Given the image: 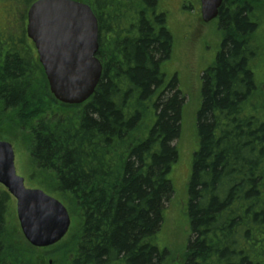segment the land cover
Wrapping results in <instances>:
<instances>
[{"label":"trees","instance_id":"16d2710c","mask_svg":"<svg viewBox=\"0 0 264 264\" xmlns=\"http://www.w3.org/2000/svg\"><path fill=\"white\" fill-rule=\"evenodd\" d=\"M35 1L0 0V140L22 135L41 188L61 199L74 225L47 260L38 251L48 249L31 247L5 217L2 190L0 264H164L154 238L173 195L184 99L176 78L164 82L173 39L159 0H77L97 18L103 71L92 97L74 106L49 93L25 34ZM263 2L219 8L223 38L201 75L181 264H264V92L253 69Z\"/></svg>","mask_w":264,"mask_h":264},{"label":"water","instance_id":"95a60500","mask_svg":"<svg viewBox=\"0 0 264 264\" xmlns=\"http://www.w3.org/2000/svg\"><path fill=\"white\" fill-rule=\"evenodd\" d=\"M223 0H199L203 23L218 17ZM26 35L33 42L49 90L62 104L79 105L95 92L102 76L97 59L98 23L91 8L74 0H37L27 10ZM0 184L16 201V215L25 241L47 248L67 234V209L42 190L26 189L17 176L14 153L0 141Z\"/></svg>","mask_w":264,"mask_h":264},{"label":"rangeland","instance_id":"374dc122","mask_svg":"<svg viewBox=\"0 0 264 264\" xmlns=\"http://www.w3.org/2000/svg\"><path fill=\"white\" fill-rule=\"evenodd\" d=\"M262 7H264V2ZM158 10L165 14L166 28L170 31L173 39L171 56L162 65L164 82L168 84L176 78L177 88L184 100L179 138L173 143L176 145L178 157L168 174V179L173 187V195L164 209L163 222L154 238V245L160 252L166 251L167 256L164 264H181L182 254L191 235L187 216V189L192 158L198 150L196 115L201 102V75L214 64L223 36L218 29L217 20L207 24L201 22L198 0H159ZM3 23V15L0 11V25ZM13 30L16 34L17 28L15 27ZM257 36L261 38L258 46L260 50L255 57L256 62L253 69L257 82L261 84L260 90L264 92V26L262 21L258 27ZM263 100L264 97L259 96L257 102L262 103ZM6 137L10 138L13 143L16 174L24 178L25 186L40 188L43 185L41 181L45 180H40L39 169L35 165L33 166L28 146L23 140L21 141L22 135L9 133ZM36 172L38 173L37 178L35 181L31 180V176ZM2 190L3 187L0 185V192ZM8 206L10 211H7L5 217L12 215L17 223L15 202L10 199ZM73 225L72 219L71 228L66 238L73 229ZM63 241L55 248L59 247ZM53 250L54 248L38 251V253L45 256L47 260H51Z\"/></svg>","mask_w":264,"mask_h":264}]
</instances>
